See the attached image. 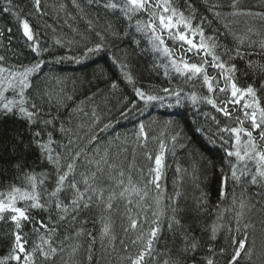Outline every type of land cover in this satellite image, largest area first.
Instances as JSON below:
<instances>
[{
    "label": "snow or ice",
    "instance_id": "6c2138e0",
    "mask_svg": "<svg viewBox=\"0 0 264 264\" xmlns=\"http://www.w3.org/2000/svg\"><path fill=\"white\" fill-rule=\"evenodd\" d=\"M71 2L75 9L81 13L84 12L80 0H71ZM203 2L206 10L215 20L228 21L223 24V27L238 42L234 49L219 43L216 35L218 29H212L211 34H206L205 28H210L212 21L205 15L198 16L197 9L191 0H184L183 8L178 6L176 0H86L88 5L102 4L105 9L119 10L129 21L143 15L145 19H136V30L145 33L152 49L167 59L165 74L167 75V70L171 69L183 77L185 83L201 81V86L207 88L209 95L198 96L196 92L191 93L188 98L193 104L202 100L223 113L225 117L233 116L228 108L229 104L241 106L242 116L234 117L238 126L226 125L218 129L220 133H227L230 137V140H225L221 136L223 144L228 145L231 141V146L224 149L228 169L227 171L224 168L220 169L219 203L216 205L217 220H223L225 212L234 214L228 224L213 223L209 237L214 241L217 233L225 229L232 247V254L227 264H239L242 258L251 261L255 248V240H252L251 246H248V229L252 225L245 222L244 218L245 210L254 207L246 195L247 186L259 184L264 188V106H261L256 87L251 84L247 87L238 85L236 80L238 69L231 61L236 58L245 59L246 56L253 54L241 51L239 45L245 40L249 41L248 48L255 49L258 46L259 52L256 54L264 55V35L255 32L257 36H261L258 42L251 40L247 34L238 36L232 31L230 24L238 22L235 20L237 17L259 18L264 22V11L240 8V0H231L227 5L229 9L227 12L221 11L225 5L220 0H203ZM30 3L35 14H46L42 12L41 0H30ZM60 7L64 10L65 5L61 4ZM2 11L15 17L24 37L31 42L29 46L37 56H40L42 51H47V49H40L27 19L33 14L31 10L26 12L23 6L16 3V0H3ZM229 18L233 19L229 20ZM88 25L92 26L91 20L88 21ZM111 29L112 24L109 23L105 30ZM11 31L8 29L9 33ZM72 31L80 34L76 28H72ZM254 31L252 27L247 29V33ZM3 35L4 32L0 31V36ZM96 35L100 36V43H95L91 47L85 46L82 57L71 59L79 63L81 59L104 50L106 47L103 43L104 37L100 33ZM112 35L115 36L117 33L112 31ZM81 39L87 38L81 35ZM55 43L60 45L62 42L56 40ZM63 59L65 57H58L57 62ZM113 59L116 62L115 58ZM5 60L6 57L0 55V114L17 116L25 120L30 129L37 126L32 131V143L40 151L41 162L51 166L52 173L37 172L34 168L29 170L24 168L22 163L14 165L20 173L17 179L21 180V184H11L7 189L0 190V222H11L13 225L11 250L6 256L0 257V264H10L11 261H15L16 264H38V262L54 264L57 257L63 260L61 255L65 252L63 241L59 245L54 243L53 236L57 228L49 225L62 221L75 222L82 212L93 208L100 209L102 213L100 217L102 227L99 232L102 245L105 239L109 244H113L116 237L112 231V215L120 212L121 206L123 207L121 215L128 222L127 226L123 227V231L126 235L129 232L137 233L131 240V244L132 246L139 244L134 254H130L127 245L124 246L123 251L126 255L123 259L126 264H149V261L151 264H182L179 259L172 258L170 250L166 249L165 253H162L166 255L163 260L157 254L156 245L160 241L165 218L167 229L173 237L175 238L179 233L181 247L178 253L192 256L193 264H198L194 257L201 247V240L184 228L178 216L181 209L177 201L182 193L176 188L172 195L167 196L161 183L166 168L164 157L168 151L163 140L159 142V152L155 155L144 152L147 161L145 166L136 165L135 149H133L131 162L125 166L127 148L124 145L128 142V137L122 138L117 134L101 148L98 143L99 133L106 132L114 125L112 122L106 123L97 131L100 118L95 111L91 115L83 112L81 107L83 101L70 110L66 121L60 120L59 110L66 107L67 100H71L72 97L64 95L62 88L56 91L47 87L41 88L35 84L33 78L40 77L45 63L43 59L30 65L11 67L5 66ZM247 63L250 69L258 71L264 78V63L252 60H248ZM120 68L128 83L133 84L136 96L144 102L145 106L154 101H163L166 97H175L176 102H180L183 89L163 88L161 91L164 95L146 92L135 87L131 73L126 71L127 65L121 63ZM209 69L215 70L216 75H211ZM56 83L61 84L62 81L56 79ZM110 87L116 89L117 84L113 82ZM260 88L264 89V83H261ZM217 91L225 95L230 94V98L222 99L218 103L217 99L211 95ZM8 92L12 95L5 94ZM45 104L49 106L47 113L44 109ZM53 106L57 108L56 115H51ZM132 108H135V104ZM131 110L129 108L122 112L121 116L127 118ZM80 112L89 117L90 123L77 125V130L67 127L66 124L72 123V117ZM58 120L60 123L57 128ZM83 129H87L85 136L80 135V130ZM54 131H59L66 138V143L56 140ZM88 132H91V135L87 138L86 145L81 147L79 141L84 140ZM178 135L172 136L173 142L177 140ZM133 136L139 147H147L150 137L143 122L139 124ZM81 168L83 170L78 171ZM181 171L187 172L178 165L177 174L179 175ZM134 174L138 176V179H134ZM50 178H54L51 189L47 187ZM193 179L198 177L193 176ZM176 183L174 181V187ZM196 187L199 185L197 184ZM238 187L241 188L239 197L236 193ZM165 198L170 201L167 205L163 204ZM229 199L231 206L221 209V204ZM195 204L200 213L207 212V193L201 190L200 196L195 199ZM32 210L48 213V223H45L43 217L37 219L33 216ZM169 211L170 215H168ZM53 214L56 217L55 221H53ZM25 223L33 224V231L38 237V242H33L30 250L25 247L28 244L27 239L24 238L27 234L23 233ZM42 229L44 231H41ZM82 234H84L82 227L75 232L77 237ZM87 236L90 241L87 260L91 264L93 245L97 237L91 231L87 232ZM70 238L67 235L64 237L65 240ZM121 244H124L123 240ZM79 247L80 245H75L71 248L68 260H64L63 264H70ZM207 251L211 255L202 257L199 264H216L214 259L216 250L211 244L207 246ZM219 252L223 254L225 249L220 248ZM261 254L264 255V252Z\"/></svg>",
    "mask_w": 264,
    "mask_h": 264
},
{
    "label": "trees",
    "instance_id": "16d2710c",
    "mask_svg": "<svg viewBox=\"0 0 264 264\" xmlns=\"http://www.w3.org/2000/svg\"><path fill=\"white\" fill-rule=\"evenodd\" d=\"M80 2L84 8L83 13L72 6L71 0H41L42 12L46 14H35L30 0H16V3L23 6L26 12L30 10L33 12L27 19L35 34V39L39 42L40 49H47V51H42L40 56H37L29 46L31 42L24 37L15 17L2 11L3 0H0V31L4 32V35L0 36V55L6 57L5 66L30 65L43 59L45 63L40 77L33 78L35 84L41 88L47 87L56 91L62 88L64 95L72 97L71 100H67V106L59 110L60 120L66 121L70 110L83 101L81 105L83 112L91 115L95 111L100 118L97 131L106 123L112 122L114 125L106 132L99 133L98 143L101 148L109 140L114 139L117 134L122 138L128 137V142L124 145L127 148L125 166L132 160L133 149H135L136 165L145 166L147 161L144 152H151L155 155L159 152L161 140L167 146V152L170 153L169 150H172L174 145L172 136L179 134L175 143L177 153L173 157L175 161H171L170 156L165 155L166 168L161 183L167 196L172 195L176 188L182 193L177 201V205L181 209L178 213L181 224L201 240V247L194 257L195 261L199 264L202 257L211 255L207 251V246L211 244L216 250L214 256L216 264H227L232 254L228 233L225 229H221L214 241L210 240L209 237L213 223L228 224L234 214L225 212L223 220H217L216 205L219 203L220 169L224 168L225 171L228 169L224 149L231 146V141L228 145L223 144L221 136L225 140H230V137L227 133H220L218 129L226 125L238 126L234 117L242 116L240 105L229 104L228 108L232 111L233 116L225 117L223 113L218 112L202 100H198L195 104L191 100L187 103H175V97H166L163 101H154L147 106L144 103H139L141 100L136 96L133 84L128 83L121 71V63L127 65L126 71L131 73L135 87L146 92L164 95L160 89L156 88L158 83L163 81V88L183 89L182 95L190 96L192 92H196L198 96L209 94L207 88L201 86V81L185 83L184 78L171 69L167 70V75L165 74L167 59L152 49L146 34L136 30V19L141 18L136 17L129 21L119 10L105 9L102 4L88 5L86 0H80ZM176 2L181 8L185 6L184 0H176ZM220 2L225 5L221 11L227 12L229 10L227 5L231 0H220ZM191 3L197 9L198 16L205 15L212 21L211 27L205 28L206 34H211L212 29H218L216 35L219 43L229 49H234L238 42L223 27V24L228 21L215 20L212 14L206 10L203 0H191ZM61 4L65 5L64 10H61ZM239 7L250 8L253 11H264V0H240ZM231 19L233 18H229V20ZM89 20L92 21L91 27L88 25ZM235 20L238 22L231 23L230 27L236 35L244 36L247 34L251 40L257 42L261 36H257L255 32L264 35V22L260 21L259 18L237 17ZM109 23L112 24V29L106 31ZM249 27L255 31L247 33ZM72 28L78 29L80 34L73 32ZM8 29L12 30L11 33L8 32ZM112 31H115L117 35H112ZM96 33H100L104 37L105 49L81 59L79 63L71 59L72 57H82L85 46L91 47L93 44L101 42L100 36H97ZM81 35L87 39H81ZM56 40H60L62 43L57 45ZM169 44H171L170 41ZM248 44L249 41L245 40L239 47L241 51L252 52L253 54L246 56L245 59L236 58L231 62L238 69L236 72L238 85L247 87L251 84L257 90L259 89L257 95L260 98L261 106H264V89L260 88L261 83H264V78L258 71L250 69L247 63L248 60L264 63V55L256 54L259 52L258 46L255 49H250ZM58 57H65V59L57 62ZM209 73L216 75V71L213 69H209ZM56 79H60L62 83L57 84ZM113 82L117 84L116 89L110 87ZM5 94L12 95L11 92ZM211 95L217 99L218 103L222 99L230 98V94L225 95L218 91ZM89 97L91 99H88ZM133 104H135V108H132ZM129 108L132 110L128 112L127 118L121 116V113ZM44 109L47 113L49 106L45 104ZM83 112L74 115L72 123L66 124V126L77 130V125L90 123L89 117L84 116ZM56 114L57 108L51 107V115ZM60 120L56 121L57 128ZM141 122L145 124L146 132L150 137L146 148L139 147L133 136ZM36 127L33 126L30 129L25 120L19 119L15 115L0 114V190L7 189L11 184H21V180L17 179L20 173L14 167L17 163H22L24 168L29 170L34 168L37 172L48 171L52 173L51 166L41 162L40 151L32 143V131ZM86 131L87 129L80 130V135L85 136ZM90 135L91 132H88L85 139L79 141L81 147L86 145ZM54 138L66 143V138L59 131H54ZM178 165L182 170L186 169L187 172L181 171L178 175L176 172ZM82 170V168L78 169V171ZM193 176L198 177V179L194 180ZM53 179L50 178L47 183L49 189L53 186ZM134 179H138L135 174ZM174 181L177 182L175 187ZM197 184L199 187H196ZM201 190L207 193V212L204 213H200L195 204V199L200 196ZM240 192L241 188L238 187L236 189L238 197ZM246 195L250 204L254 205V207L245 210L244 220L252 225L248 229V246H251V241L255 240V248L252 260L242 258L239 264H264V255L261 254L264 252V188L259 184L248 185ZM169 203L170 201L165 198L163 204ZM230 206L231 201L229 199L221 204V209ZM122 212L123 207L121 206V211L112 215V231L116 237L113 244H109L107 239L103 245L101 243L99 232L102 227L100 221L102 213L97 208L82 212L75 222L62 221L58 224H50V227L57 228V232L53 236L54 243L59 245L63 241L65 249V252L61 254L63 260L57 257L54 264H63L64 260H68V253L75 245H80V247L75 256L72 257L70 264H89L87 260L90 242L87 232L89 231L97 237L93 245L91 264H126L123 259L126 255L123 251L124 246L127 245L130 254H134L138 250L139 244L137 246L131 244V240L135 238L137 233L129 232L127 235L124 233L123 227H126L128 222L122 217ZM31 214L37 219L43 217L45 223H48V213L32 210ZM170 214L169 211L168 215ZM55 219V214H53V221ZM83 221L87 222L82 223ZM81 227L84 229V234L79 237L75 236V232ZM12 231L11 222H0V257L6 256L11 250ZM23 233L27 234L24 238L28 241V249L33 242H38L37 234L33 231V224L25 223ZM66 235L71 238L65 240ZM160 235L161 238L156 248L161 260L166 258V255L162 253H165L167 249L170 250L172 258L179 259L182 264H193L192 256L178 253V249L181 247L179 233L176 234L175 238L173 237V234L167 229L166 218ZM122 240L124 244H121ZM220 248L225 249L223 254H220ZM10 264H16V262L11 261Z\"/></svg>",
    "mask_w": 264,
    "mask_h": 264
},
{
    "label": "bare ground",
    "instance_id": "6f19581e",
    "mask_svg": "<svg viewBox=\"0 0 264 264\" xmlns=\"http://www.w3.org/2000/svg\"><path fill=\"white\" fill-rule=\"evenodd\" d=\"M138 18L145 19V17H144L143 15L138 16ZM131 32L134 34V32H133L132 30H131ZM142 34H145V33L142 32ZM163 84H164L163 81L159 82L158 85L156 86V88L162 90V89H163ZM174 89H175V88H174ZM258 91H259V89L257 90V93H259ZM188 97H189L188 95H184V94L182 95V93H181V97H180V102H179V103H187V101L190 100ZM139 103H144V102H143V101H140ZM175 103H177V102H175ZM240 107H241V106H240ZM175 108H176V107H175ZM146 130H147V128H146ZM254 135H255V133H254ZM172 143H174V145H173V147H172V150H171V149L169 150V151H171V152H170V153H169V152H166L165 155L170 156L171 161H175V159H173V157H175V156L177 155V153H176V149H175V143H176V141H175V142L172 141ZM157 153H158V152H157ZM173 153H174V154H173ZM164 162H165V157H164ZM164 201H165V200H164ZM164 201H163V202H164ZM25 247L28 248V245L26 244ZM29 249H31L30 246H29ZM38 263H39V262H38Z\"/></svg>",
    "mask_w": 264,
    "mask_h": 264
}]
</instances>
